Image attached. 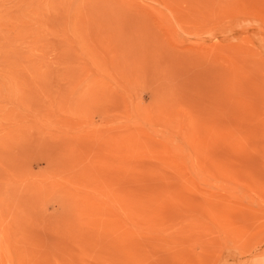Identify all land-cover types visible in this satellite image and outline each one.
I'll list each match as a JSON object with an SVG mask.
<instances>
[{
  "label": "rangeland",
  "instance_id": "obj_1",
  "mask_svg": "<svg viewBox=\"0 0 264 264\" xmlns=\"http://www.w3.org/2000/svg\"><path fill=\"white\" fill-rule=\"evenodd\" d=\"M0 264H264V0H0Z\"/></svg>",
  "mask_w": 264,
  "mask_h": 264
}]
</instances>
